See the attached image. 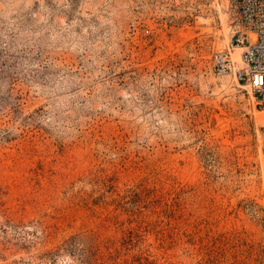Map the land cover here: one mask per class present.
I'll use <instances>...</instances> for the list:
<instances>
[{"label": "rangeland", "instance_id": "374dc122", "mask_svg": "<svg viewBox=\"0 0 264 264\" xmlns=\"http://www.w3.org/2000/svg\"><path fill=\"white\" fill-rule=\"evenodd\" d=\"M226 1L0 0V264H264Z\"/></svg>", "mask_w": 264, "mask_h": 264}, {"label": "built area", "instance_id": "2783aa9c", "mask_svg": "<svg viewBox=\"0 0 264 264\" xmlns=\"http://www.w3.org/2000/svg\"><path fill=\"white\" fill-rule=\"evenodd\" d=\"M225 10L229 45L211 55L214 71L232 75L254 110L264 111V0H227Z\"/></svg>", "mask_w": 264, "mask_h": 264}, {"label": "bare ground", "instance_id": "6f19581e", "mask_svg": "<svg viewBox=\"0 0 264 264\" xmlns=\"http://www.w3.org/2000/svg\"><path fill=\"white\" fill-rule=\"evenodd\" d=\"M235 55H237V53ZM259 118H261V116H259Z\"/></svg>", "mask_w": 264, "mask_h": 264}]
</instances>
